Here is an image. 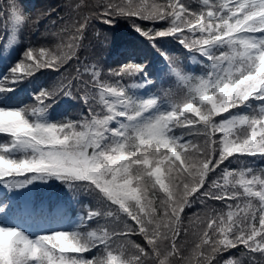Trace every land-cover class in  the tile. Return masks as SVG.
<instances>
[{
  "label": "snow or ice",
  "instance_id": "snow-or-ice-1",
  "mask_svg": "<svg viewBox=\"0 0 264 264\" xmlns=\"http://www.w3.org/2000/svg\"><path fill=\"white\" fill-rule=\"evenodd\" d=\"M200 3L194 10L185 0H104L103 10L95 14L106 24L114 17L131 20L133 30L153 47L158 39L174 37L210 61L211 70L199 77L172 69L187 90L169 97L167 111L146 117L160 102L158 97L136 99L119 81L100 80L98 71L84 87L96 90L101 110L89 105L80 120L38 118L54 97L72 95L70 80L59 88H41L32 104L0 106V134L10 137L0 142V184L19 188L49 177L69 188L83 183L103 207L89 208L81 224L114 217L123 225L90 231L78 225L70 232L35 238L0 226V264H213L220 253L240 245L264 257V169L224 168L209 183L210 174L230 158H264V0ZM11 15L14 24L23 22L14 7ZM136 20L168 26L145 29ZM87 21L85 16L74 22V31L56 49L27 47L23 58L0 74V94L43 69L59 71L74 58ZM143 71L142 64L129 62L110 74L123 77ZM81 99L88 104L86 94ZM241 106L249 111L224 117ZM177 128L185 131L177 135ZM192 137H202V143ZM18 151L24 153L22 158L14 156ZM197 199L202 204L223 202L224 210L205 213L191 255L185 257L180 243L183 214ZM130 235L141 236L146 247L128 241L134 252L125 244L113 248V241ZM97 247L103 248V255L84 257Z\"/></svg>",
  "mask_w": 264,
  "mask_h": 264
},
{
  "label": "trees",
  "instance_id": "trees-1",
  "mask_svg": "<svg viewBox=\"0 0 264 264\" xmlns=\"http://www.w3.org/2000/svg\"><path fill=\"white\" fill-rule=\"evenodd\" d=\"M103 3L104 0H0V36H4V40H0V74L6 73L22 59L23 52L29 46L37 49L41 46L56 49V46L74 31L71 25L82 21L85 16L88 17L83 39L75 50L74 58L61 66L59 71L43 69L34 76L20 81L11 92L6 95L0 94V106L19 108L32 104L33 94L41 88H59L61 83L67 84L70 80L72 95L59 94L58 97H54V102L49 101L51 106L38 118L45 122L65 119L75 121L82 119V114L87 115L89 105L95 107L97 111L101 110L96 90L90 85L84 87L85 81L92 80L93 71H98L99 79L107 83L115 84L119 81L120 86L125 87L129 95L136 99L155 96L161 101H167L173 93L160 97L159 86L164 78L180 82L172 69L178 70L184 76L192 77L205 75L211 70L210 61L199 53L188 51L174 37L158 39L155 42L156 47H153L133 30L131 20L114 17L112 24L101 22L95 14L103 10ZM185 3L194 10L201 7L200 0H185ZM12 7L23 17V22L19 25L13 23ZM135 22L145 29H163L168 26L164 22L156 24L140 20ZM65 28L68 29L67 32L63 31ZM161 52L166 53L171 60H166ZM129 62L142 64L144 71L134 76L123 77H114L110 74L111 71L119 70ZM86 66L89 69L87 72L84 70ZM77 69H79V79H76ZM144 76L151 83H148L142 92L139 84ZM85 94L89 97L87 105L81 99ZM231 111L232 113H224V117L246 113L249 108L241 106ZM216 119L219 120L220 117ZM184 131L182 128L175 130L177 135ZM192 139H199L201 143L203 140L202 137H192ZM8 140L10 137L0 134V142ZM23 155L24 153L19 151L14 153L17 158H22ZM241 161L243 164L240 163ZM243 166L257 170L264 169V158H230L215 174H210L209 183L219 177L224 168L235 170ZM21 192L27 197L25 205L18 198ZM0 207L4 208V211L0 212V226L17 228L32 238L54 231L70 232L78 225L81 231L94 230L98 226L105 225L110 229L123 226L114 217H103L81 224V219L86 216L89 208L97 209L103 205L95 193L85 190L83 183L69 188L66 182L54 177L35 179L19 188L9 189L0 184ZM210 209L224 210V203L206 201L202 204L197 199L191 207L185 209L180 237L182 253L185 257L191 255L193 242L202 227L205 213ZM197 215L200 219L196 218ZM121 219L126 218L121 217ZM128 241L146 247L141 236L130 235L127 240L113 241V248L118 250L121 244H125L128 252H134L135 249ZM103 254V248L97 247L83 255L91 259L93 256ZM114 255H119V251L114 252ZM225 261H229V264H235V261H239V264H264V257L259 253H249L243 245H240L220 253L213 264H224Z\"/></svg>",
  "mask_w": 264,
  "mask_h": 264
},
{
  "label": "rangeland",
  "instance_id": "rangeland-1",
  "mask_svg": "<svg viewBox=\"0 0 264 264\" xmlns=\"http://www.w3.org/2000/svg\"><path fill=\"white\" fill-rule=\"evenodd\" d=\"M159 88L161 89L160 90V97L162 96H169L170 93H173L171 94L170 96L171 97H177V96H182L184 92H186V88L181 84V82H175L173 81L172 79H169V78H164L163 79V82L162 84H160ZM166 93L168 95H166ZM160 102H158V104L156 105V109L155 107L153 109L150 110L149 113H146L145 116H149V115H154L156 113H159V112H164V111H167L168 110V104L166 103V101H161L159 100ZM116 123H119V121H117ZM116 123H114L113 125L116 126ZM87 231H90V230H87Z\"/></svg>",
  "mask_w": 264,
  "mask_h": 264
}]
</instances>
